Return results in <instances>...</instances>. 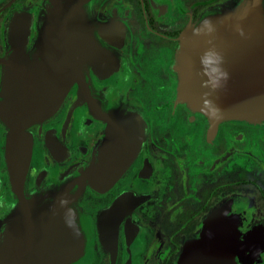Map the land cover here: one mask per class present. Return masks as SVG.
Instances as JSON below:
<instances>
[{"label":"flooded vegetation","instance_id":"flooded-vegetation-1","mask_svg":"<svg viewBox=\"0 0 264 264\" xmlns=\"http://www.w3.org/2000/svg\"><path fill=\"white\" fill-rule=\"evenodd\" d=\"M80 1L113 64L101 77L89 68V95L74 84L57 110L26 126L32 147L24 193L66 187L96 161L110 109L135 116L140 138L131 164L110 188L100 192L87 184L75 200L87 241L69 264H177L184 243L199 235L214 209L228 205L242 243L255 228L236 264H264V124L212 123L178 96L174 67L187 25L243 0ZM47 2L0 0L1 101L5 62L18 45L35 51ZM9 128L0 114V244L19 202L7 155ZM122 200L121 216L101 215Z\"/></svg>","mask_w":264,"mask_h":264},{"label":"water","instance_id":"water-1","mask_svg":"<svg viewBox=\"0 0 264 264\" xmlns=\"http://www.w3.org/2000/svg\"><path fill=\"white\" fill-rule=\"evenodd\" d=\"M88 19L80 0H48L35 51L18 45L5 62L0 114L10 126L7 155L19 202L0 244V264H69L81 257L87 236L75 200L87 184L100 192L110 188L135 156L140 138L136 117L110 109L96 161L66 187L38 196L24 193L32 147L26 126L57 110L74 84L89 95V68L101 77L113 64ZM175 59L178 96L203 110L212 123L264 124V0L206 11L181 32ZM97 111L100 117V106ZM123 201L101 215L121 216ZM228 208L211 212L199 235L184 243L177 264L237 263L236 254L251 245L255 228L245 238L247 245L242 243L238 217L227 214Z\"/></svg>","mask_w":264,"mask_h":264}]
</instances>
